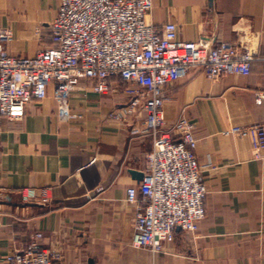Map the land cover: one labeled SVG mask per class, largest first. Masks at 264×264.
Segmentation results:
<instances>
[{"label":"crops","instance_id":"0c3cea01","mask_svg":"<svg viewBox=\"0 0 264 264\" xmlns=\"http://www.w3.org/2000/svg\"><path fill=\"white\" fill-rule=\"evenodd\" d=\"M60 0H0V27H9L5 51L33 56L49 43ZM149 21L176 25L187 41H228L264 57V0H152ZM105 94L75 89L70 117L61 120L53 87L31 99L20 118L0 127V264L39 231L41 246L65 264H264V157L252 137L232 127L264 122V59L246 75L209 78L193 68L164 88V127L180 115L193 123L195 155L207 187L205 216L193 233L176 231L163 251L134 247L135 205L126 190L140 180L152 136L145 111L121 112L138 86L109 78ZM135 173V174H134ZM47 189L43 202L41 190ZM35 196L24 201L23 192Z\"/></svg>","mask_w":264,"mask_h":264},{"label":"built area","instance_id":"2783aa9c","mask_svg":"<svg viewBox=\"0 0 264 264\" xmlns=\"http://www.w3.org/2000/svg\"><path fill=\"white\" fill-rule=\"evenodd\" d=\"M152 0H60L49 24V43L33 56H14L5 51L11 40L9 27H0V127L3 118H20L31 99H43L50 84L61 120L70 117L69 99L77 88L98 94L110 90L109 78L119 77L132 93L121 112L145 111L144 132L152 136L142 176L126 190L135 205L132 245L152 254L163 251L176 231L193 233L205 216L207 187L195 155L193 123L180 115L164 127V88L198 68L209 78L226 74L246 75L255 59H264L249 46L228 41H187L177 37L176 25L155 27L149 21ZM255 102L264 99L256 91ZM232 134L252 137V154L264 157V122L232 127ZM35 193L22 194L30 201ZM46 203L47 189L41 190ZM37 231L21 248L6 256L7 264H65L61 255L40 245Z\"/></svg>","mask_w":264,"mask_h":264},{"label":"water","instance_id":"95a60500","mask_svg":"<svg viewBox=\"0 0 264 264\" xmlns=\"http://www.w3.org/2000/svg\"><path fill=\"white\" fill-rule=\"evenodd\" d=\"M134 174H135V173H134ZM138 176H139V177H141V176H142V173H141V172H139V173H138Z\"/></svg>","mask_w":264,"mask_h":264}]
</instances>
